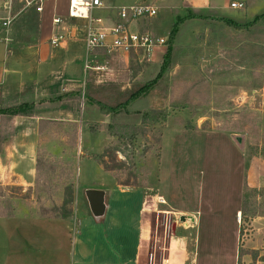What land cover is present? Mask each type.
<instances>
[{
	"label": "rangeland",
	"instance_id": "obj_1",
	"mask_svg": "<svg viewBox=\"0 0 264 264\" xmlns=\"http://www.w3.org/2000/svg\"><path fill=\"white\" fill-rule=\"evenodd\" d=\"M21 4L13 0L12 9L17 11ZM255 5L253 15L264 12V2ZM94 14L102 15L97 11ZM161 18L143 21L142 27L153 37L168 36L172 24ZM188 27L181 26L183 33L177 40L180 46H175L170 68L156 80L154 88L135 103L110 114L109 124L131 125L149 108L169 109L172 116L163 129L158 123L154 128L142 127L134 145L109 135L106 124L99 122L93 123L91 133L82 132L80 138L66 135L65 128L71 127L65 124L58 125L64 132H43L38 139L40 165L35 182L30 186L0 182V214L13 211L41 215L45 211L66 212L73 217L82 191L100 187L108 179L99 167L103 161L120 184L152 186L159 178V192L166 199L198 213L193 230V264H264V247L255 245L256 237L251 236L249 226L252 216L264 214V25L236 32L208 19L194 25L197 33L186 36ZM78 28L84 30V23ZM72 30L70 27L71 34ZM163 46L164 53L167 46ZM78 53L81 59L75 64L82 68L86 57L82 44ZM95 56L106 67L85 68L81 95L90 93L106 102L113 100H107L105 92L116 93L122 86L128 89L155 80L162 60L160 56L155 62L134 60L125 68L114 53L98 49ZM97 87L103 90L98 92ZM86 107L98 119L103 116L95 105ZM185 121L196 125L197 131L182 128ZM237 150L244 152L242 158ZM245 162L251 173L247 179L250 184L244 189L239 243L234 198L242 193ZM147 217L154 234L146 262L160 264L165 251L164 219ZM4 221L0 220V259L7 249L3 228L9 222ZM253 246L258 248H250Z\"/></svg>",
	"mask_w": 264,
	"mask_h": 264
},
{
	"label": "crops",
	"instance_id": "obj_2",
	"mask_svg": "<svg viewBox=\"0 0 264 264\" xmlns=\"http://www.w3.org/2000/svg\"><path fill=\"white\" fill-rule=\"evenodd\" d=\"M66 1L68 0H47L41 12H37L33 6L21 5L17 11L12 10L14 18L9 28L0 31V108L25 103H32L34 106L33 112L29 115L0 114L1 184L30 186L35 182L38 139L43 132L60 131L58 125L63 127L65 124L71 127L65 128L66 135L80 138L84 132L93 131L91 129L93 123L107 125L112 120L110 114L102 112L103 116L98 119L95 117L96 114L86 107V104H91L85 102L84 105L81 89L86 71V57L82 68L75 64L81 59L78 53L80 45L85 48L84 31L78 28L84 20L67 17ZM103 1L106 7L94 10L93 15L95 11L102 13L95 16L102 17L106 26L116 19L114 8L119 5L148 3L157 8L155 17L162 16L161 19L171 24L177 16L189 14L226 17L238 23H245L251 20L253 4L258 7L264 2V0ZM232 2L242 3L243 7H231ZM3 5L4 0H0V18L8 14ZM160 10H163V13ZM255 15L257 14L253 17ZM57 16L66 19L69 28L73 27L74 39L69 38L63 44L54 47L49 41L55 32L52 20ZM147 20L151 18L139 19L132 27L150 32L142 27ZM200 21L202 20L189 19L181 25L189 26L186 36L198 32L195 31L194 25ZM181 32L183 33L180 29L176 47L180 46L177 40ZM160 37L167 39L166 35ZM163 47H155L149 58L140 53L114 54L117 62L123 63L127 68L128 62L134 60L155 62L159 56L162 57ZM97 50L89 55L90 64L106 67L101 59L97 61L98 55L95 56ZM121 88L123 90L126 87ZM68 93L73 94L63 96ZM135 118L131 125L140 123L141 116ZM61 130L64 132V129ZM239 152L242 158L244 152ZM253 161L257 164L256 158H253ZM99 167L108 179L103 180L100 187L86 189L103 191L106 204L103 220L97 223L92 217L84 194L86 189L82 191V197L78 201L80 205L73 217L26 215L17 212L8 217L0 216V220H7L4 223L9 222V225L3 228V233L7 234V249L6 255L3 254V258L0 259V264H147L149 242L154 234V227L150 226L148 215L154 218L162 216L164 219L165 251L160 264H193L195 260L193 242L196 240L193 239V230L198 222V213L182 208L185 206H176L172 200L166 199L159 192V178L152 186H124L101 165ZM261 167L264 170V165ZM244 168L242 193L234 198V204L237 202L234 205L235 220L239 228L244 189L250 184L247 179L251 173V170L249 172L247 170L246 162ZM184 216L188 218H183ZM249 221L251 236H255L256 240L258 238V241H254L255 245L263 248L264 214H256ZM241 240L239 237V243ZM257 246L250 248L257 249ZM35 253L37 257H33ZM151 264L155 262L151 261Z\"/></svg>",
	"mask_w": 264,
	"mask_h": 264
},
{
	"label": "built area",
	"instance_id": "obj_3",
	"mask_svg": "<svg viewBox=\"0 0 264 264\" xmlns=\"http://www.w3.org/2000/svg\"><path fill=\"white\" fill-rule=\"evenodd\" d=\"M47 0H20L22 7L33 6L37 12L43 10ZM13 0H4L7 16L0 18V31L7 30L14 18L12 14ZM103 0H68V18L84 20V45L86 51L85 68L99 70L103 65H91L89 55L96 49H104L108 53H140L149 58L157 46H163L166 39L153 37L150 32L134 29L132 25L139 19L152 18L157 8L148 3L115 6L116 19L110 25H104L102 17L93 15L96 9L105 8ZM231 7L242 8L243 4L232 2ZM55 32L50 38V45L58 47L74 35L67 29V21L62 17H54Z\"/></svg>",
	"mask_w": 264,
	"mask_h": 264
},
{
	"label": "trees",
	"instance_id": "obj_4",
	"mask_svg": "<svg viewBox=\"0 0 264 264\" xmlns=\"http://www.w3.org/2000/svg\"><path fill=\"white\" fill-rule=\"evenodd\" d=\"M189 19H200V20H213L217 21L220 24H222L225 27H228L236 32H246L250 30L251 28L263 24L264 25V12L255 15L251 20L246 21L245 23H238L230 18L226 17H208V16H201V15H195V14H189L185 16H177L175 20L172 23L171 29L168 33L167 39H166V49L165 52L162 55V60H161V65H160V70L159 73L157 74L155 80L153 81H147L144 83H138V84H133L130 86L128 89H119L118 92H105L107 94V100L111 99L113 100L112 102H106L104 99L102 100L100 97H95L91 95L90 93L83 95L84 100L86 103L95 105L100 112L104 114H113L118 110L124 109L127 106H129L132 103H135L141 96H146V94L154 88V85L156 83V80L162 77V74L168 70L172 64L173 61V53L175 51V44H176V38L179 30L181 29V25ZM97 87L96 91L100 92L103 89ZM73 93H68L64 94L63 96H69L72 95ZM76 94V93H74ZM112 103V104H111ZM33 104L32 103H25L22 105L14 106V107H9V108H0V114H7V115H29L33 112ZM171 110L169 109H152L149 108L145 110V112H141V121L138 125H112V124H107L105 129L107 130L108 134L111 136H116V138L120 141L123 142H129L132 143V145L135 144L137 141V137L140 135L142 127H147L148 125H151L152 128H154L155 124L158 123L159 126L164 128V123L166 120L171 117ZM118 130H114V129ZM182 128L186 130H196L197 127L193 123L189 121H185L184 124L182 125ZM143 132V131H142ZM161 131L159 132V135L161 136ZM118 151V150H116ZM103 169L105 171L110 172L111 168H109L108 165H105L103 161H100ZM39 165H40V157L38 156L37 158V163H36V172L39 171ZM72 171V169H71ZM119 183V182H118ZM55 209V208H54ZM244 210L242 211V215H244ZM257 214V213H256ZM13 215L12 212L8 213H3L0 214V216H11ZM43 216H53V217H62L65 218L68 216V214L65 213H56L54 214H49L46 213L45 211L42 212ZM242 233V225H240L239 228V237L241 236Z\"/></svg>",
	"mask_w": 264,
	"mask_h": 264
},
{
	"label": "water",
	"instance_id": "obj_5",
	"mask_svg": "<svg viewBox=\"0 0 264 264\" xmlns=\"http://www.w3.org/2000/svg\"><path fill=\"white\" fill-rule=\"evenodd\" d=\"M92 217L97 223L104 219L106 204L104 203V193L100 190L86 189L84 191ZM100 195V197H99ZM188 218V217H183ZM190 218V217H189Z\"/></svg>",
	"mask_w": 264,
	"mask_h": 264
}]
</instances>
